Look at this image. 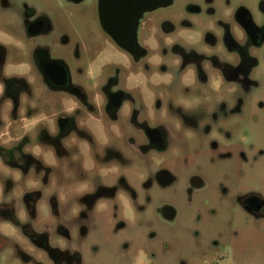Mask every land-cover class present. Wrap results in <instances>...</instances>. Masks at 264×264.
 <instances>
[{
  "label": "rangeland",
  "instance_id": "obj_1",
  "mask_svg": "<svg viewBox=\"0 0 264 264\" xmlns=\"http://www.w3.org/2000/svg\"><path fill=\"white\" fill-rule=\"evenodd\" d=\"M31 11L36 15L26 19L24 15ZM40 13L51 29L29 38L25 22H32ZM145 25L152 29L155 24ZM143 36L140 31L139 42ZM43 44L50 48L51 56L65 60L73 83L89 79L102 84L109 77L118 85L124 82L123 68L129 62L99 32L96 0H85L77 8L65 0H0V55L7 65L2 74L27 80L36 122L52 128L51 116L68 102L67 95L46 89L32 60L33 48ZM146 45L152 51V60L140 67L136 77L126 80L129 102L139 122L165 128L170 146L162 153L148 151L139 157L128 144V135H135V131L126 121L120 123L126 136L121 151L130 159L125 164V179L135 200L121 192L119 197L102 201L88 211L77 203L82 187L75 191L65 174L57 170L46 175V183L37 177L30 184L14 183L6 191V181L16 175L0 168V205L15 202L14 219L0 218V264H52L38 248L41 239L32 241L31 234L45 235L50 247L66 252V264H264V219H253L234 207V193L242 188L237 186L238 181L264 199V44L255 50V82L247 104L251 119L240 122L238 132L226 138L204 136L202 125L196 130L170 133L174 127L171 119L177 114L176 106L172 111L168 108L167 75L173 70L169 47L153 41ZM77 68L82 73L79 77L74 72ZM175 90L187 103L197 101L193 90ZM204 93L205 101L216 102L214 94ZM28 128L31 136L38 135L34 125ZM245 128L249 133L248 144H243L247 163H241L236 160L237 141ZM91 129L100 139L107 135L119 147L117 128L111 127L106 133L96 126ZM30 151L51 163L47 150L30 146ZM158 167L167 169L174 182L164 188L155 184L145 187ZM235 172L241 173L239 180ZM191 174L199 175L204 184L188 201L185 182ZM26 191L40 192L33 215L22 207L21 197ZM161 203L176 210L171 222L159 217ZM81 212L85 213L83 218ZM118 222L123 227L116 230Z\"/></svg>",
  "mask_w": 264,
  "mask_h": 264
},
{
  "label": "flooded vegetation",
  "instance_id": "obj_2",
  "mask_svg": "<svg viewBox=\"0 0 264 264\" xmlns=\"http://www.w3.org/2000/svg\"><path fill=\"white\" fill-rule=\"evenodd\" d=\"M65 1L70 7L77 8L85 0ZM148 1L150 6L145 10L111 24L125 46L121 47L102 27L100 0H96L99 32L129 62L123 68L122 85L111 77L102 84L89 79L73 83L62 57L51 56L50 48L44 44L33 48L32 60L46 89L68 96L67 104L51 116L54 119L52 128L32 118L35 107L30 102L31 91L27 80L14 74H2L7 65L4 56L0 55V168L10 175H16L14 179L6 181V191L14 183L26 181L30 184L37 177H42L46 183V175L57 170L65 174L64 178L74 185L75 191L82 187L77 203L88 211L102 201L119 197L121 192L135 200V193L125 179V164L130 163V159L121 151L126 136L120 123L126 121L135 131V135H128V144L139 157L148 151L162 153L170 146L165 128L147 126L145 122L138 121L125 84L127 79L140 73V67L152 60V51L146 45L148 41L165 44L170 51L173 70L167 75L170 87L168 108L172 111L176 106L174 112L177 114L176 118L171 119V126H174L171 134L196 130L202 125L204 136L226 138L238 132L240 122L250 121L247 104L255 82V50L264 44V0ZM163 10L168 11L163 13ZM34 15L35 12L31 11L24 17L29 19ZM40 15L32 22H25L29 38L51 29L48 20L42 13ZM147 22H153L154 28L147 29ZM140 31L144 35L142 42L138 37ZM62 42L65 45L66 38ZM74 72L78 77L82 74L78 68ZM131 88L135 89L136 86ZM176 88L181 89L182 93L193 90L197 101L187 103L183 95L180 97L176 93ZM204 90L214 94L216 102L205 101ZM138 108L142 110L140 102ZM228 122L230 129L227 128ZM30 125L37 129L36 137L30 135ZM92 126L103 132L105 130V133L111 127L117 128L119 147H115L107 135L100 139L93 133ZM239 136L236 160L247 163L243 144H248V128L241 130ZM30 146L47 150L51 163L34 157ZM240 175L235 172L238 180ZM173 182V175L164 167H158L145 187L155 184L164 188ZM185 183L188 201L192 193L200 190L204 184L201 177L195 174L188 175ZM236 184L245 188L239 181ZM242 188L234 193V207L253 219H264L263 197L247 187ZM39 197V191H26L21 197L22 207L33 215ZM51 200L53 202L54 198ZM14 205L15 202L0 205V218L13 220ZM52 210L57 215L54 204ZM158 215L164 221L171 222L176 210L167 203H161ZM79 216L83 218L85 213L81 212ZM122 227L123 223L118 222L115 229ZM30 239L36 242L41 239L38 248L46 253L52 264H66V252L50 247L45 235L31 234ZM124 244L126 248L127 243Z\"/></svg>",
  "mask_w": 264,
  "mask_h": 264
},
{
  "label": "water",
  "instance_id": "obj_3",
  "mask_svg": "<svg viewBox=\"0 0 264 264\" xmlns=\"http://www.w3.org/2000/svg\"><path fill=\"white\" fill-rule=\"evenodd\" d=\"M149 6L148 0H100L101 25L119 46L125 47L121 42L120 36L115 34L111 24L126 20L128 16L135 12H141Z\"/></svg>",
  "mask_w": 264,
  "mask_h": 264
}]
</instances>
